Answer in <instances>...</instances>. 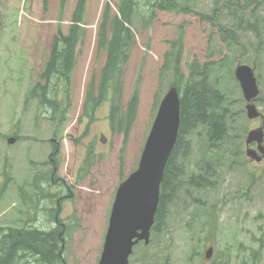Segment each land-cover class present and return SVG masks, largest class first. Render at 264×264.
<instances>
[{"label":"rangeland","instance_id":"obj_1","mask_svg":"<svg viewBox=\"0 0 264 264\" xmlns=\"http://www.w3.org/2000/svg\"><path fill=\"white\" fill-rule=\"evenodd\" d=\"M58 1L0 0V227L25 224L47 230L56 213L65 229L66 264H98L117 187L137 169L162 96L174 75L180 76L181 86L189 77L196 83L194 75L205 66V89L225 97L229 92L231 112H241L229 128V142L213 149L214 188L200 194L178 187L199 160L203 135L190 132L176 151L181 174L169 179L163 192L169 196L173 189L163 227L148 246L140 243L133 249L129 264H264V157L257 162L232 151L235 130L244 129L243 146L250 131H264V0H172L171 12L136 1L142 16L153 11L154 16L147 25L134 16L128 21L129 31L137 35L136 43L132 38L124 44L127 60L120 68L117 113L123 114L135 97L137 116L125 145L121 133L110 132L114 96L94 110L83 104L90 81L97 83L105 64V51L95 46V36L106 4L111 25L115 14L120 19L117 8L125 9L119 0H85L76 24L85 27L84 39L79 38L72 75L68 84L60 82L64 93L59 89L56 97L47 92L61 106L24 104L29 90L38 81L43 85L39 74L49 42L65 34L73 18L74 0ZM221 29L233 32L234 39ZM111 35L108 26V41ZM239 65L254 73L259 95L253 104L262 118H246V103L229 74ZM49 84L52 88L54 82ZM65 100L69 107H64ZM38 186L45 188L41 194ZM209 248L212 255L205 260ZM24 261L32 259L25 256Z\"/></svg>","mask_w":264,"mask_h":264},{"label":"trees","instance_id":"obj_2","mask_svg":"<svg viewBox=\"0 0 264 264\" xmlns=\"http://www.w3.org/2000/svg\"><path fill=\"white\" fill-rule=\"evenodd\" d=\"M66 0H60L63 4ZM137 0H119V6L123 2L125 9L118 7L115 14L114 22L108 25L106 22L105 13L110 11V5L106 4L105 13L102 23L97 34V46L105 51V64L102 67L101 75L97 83L96 94L93 90V82L89 84L86 94V102L96 109L102 102L106 100L108 94L111 93L118 101L120 95V73L121 67L125 64L124 44L132 39V34L125 25L129 26V18L134 16L139 22L150 23L154 16V11L148 17L142 16L141 12L136 9ZM150 9L157 11H175L172 0H144ZM85 0H76V5L73 13L71 28L67 36L53 38L48 59L45 63L44 70L41 73L43 85H37L31 91L30 97L36 98L41 107L55 109L61 106L60 101L48 99L47 92H51L57 97V91L61 88V81H67L72 73V61L75 57V50L79 43V38H84V29L77 26L84 12ZM111 30L112 35L108 41L105 36V30ZM223 34L228 39H234V33L221 29ZM180 53V50H178ZM176 61H178L176 59ZM194 68H189L191 72ZM176 68H174V71ZM205 66L200 73L194 75L198 81L191 83V77L185 80L181 86L180 76L174 75V82L171 86H175L181 92L180 98V126L177 144L172 151L168 163L165 168V173L162 181V194L160 196L157 212L155 215V223L152 227V238L155 237L162 229L165 212L170 207L171 196L173 189L169 192V196L163 194L164 189L169 188V179L180 176L181 167H176V151L180 145V141L188 133L196 131L197 134H202L198 145L199 160L194 166V172L185 182L182 181L178 187H183L186 191L189 189H197L200 194L214 188V175L216 171L213 167V149L221 150L229 142V128L236 120V115L241 112L232 113L230 110L231 102L230 94L226 90L224 95H217L205 89ZM230 77L233 78V73L230 71ZM51 81L54 82L51 88ZM235 82V80H234ZM236 84V82H235ZM64 110L61 112L63 113ZM136 115V98H132L126 107L123 114L117 113V106H113L109 122L110 128L115 133L123 135V141L126 142L131 126ZM61 120V119H60ZM243 128V127H242ZM235 130L237 142L234 143L232 149L234 156H242L243 144L240 137L244 133ZM196 217V214L193 216ZM207 223V222H205ZM189 229V227H188ZM151 238L150 242H153ZM61 232L57 229L44 232L37 229H7L0 233V264H28L24 261V257L28 256L32 259L29 264H64L60 257ZM255 259V255H251ZM163 264H167L166 260Z\"/></svg>","mask_w":264,"mask_h":264},{"label":"water","instance_id":"obj_3","mask_svg":"<svg viewBox=\"0 0 264 264\" xmlns=\"http://www.w3.org/2000/svg\"><path fill=\"white\" fill-rule=\"evenodd\" d=\"M234 77L239 84L243 100L247 103V118H258L259 113L251 104L258 95L252 70L245 65L238 66ZM178 127L179 100L176 90L171 88L160 102L138 170L117 190L99 264H127L132 247L138 241L148 243L149 231L158 206L159 186L177 139ZM262 140L263 131L258 129L249 132L245 144L255 142L258 145L257 150L263 154ZM8 143H13V140ZM246 156L260 161L252 150H246ZM210 254L211 249L206 252L205 257L208 259Z\"/></svg>","mask_w":264,"mask_h":264},{"label":"bare ground","instance_id":"obj_4","mask_svg":"<svg viewBox=\"0 0 264 264\" xmlns=\"http://www.w3.org/2000/svg\"><path fill=\"white\" fill-rule=\"evenodd\" d=\"M25 258V257H24Z\"/></svg>","mask_w":264,"mask_h":264}]
</instances>
